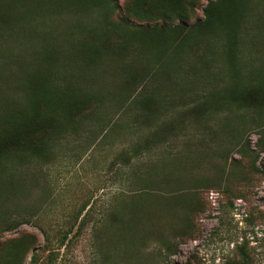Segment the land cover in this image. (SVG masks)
Masks as SVG:
<instances>
[{"label":"rangeland","instance_id":"rangeland-1","mask_svg":"<svg viewBox=\"0 0 264 264\" xmlns=\"http://www.w3.org/2000/svg\"><path fill=\"white\" fill-rule=\"evenodd\" d=\"M117 2L119 9L112 14L115 21L127 18L131 12L128 0ZM207 3L208 0H201L188 25L205 17L203 7ZM131 16L132 26L162 22ZM91 17L96 18V14ZM64 25L58 26L62 30ZM242 30L246 34L245 25ZM255 41L258 47H252L247 36L240 42L244 60L264 53L262 36H256ZM205 42L197 44L193 60L187 63L185 42L171 46L182 57L177 59L169 53L165 67L149 51L147 41L132 42L130 52L118 45L116 39L105 42L104 46L120 53L111 56L104 69L94 72L95 87L105 95L97 111L109 122L104 123L97 116L82 123L77 131L60 140L49 160L24 165V187L9 202L10 218L23 223L2 233L0 242L28 233L35 235L38 243L28 253L25 264H126L132 260V264L146 263L135 254L124 263L119 258L125 248L117 249L115 240L121 236H115L114 230L121 222L116 221V213L124 207L126 222L135 212L145 215L149 225L142 229L148 238L145 253L158 255L157 232L169 236L174 245V250L158 256L159 262L153 260L152 264H241L243 254L247 255V264H264V151L256 146V124L262 114L247 109L232 112L233 115L216 113L207 127L193 122L195 118L187 109L217 86L213 67L208 66L213 62L212 52ZM0 43L8 55L2 58L5 51L1 55L0 50V83L3 79L12 83L15 75L11 68L15 66L11 61L14 56L29 55L32 39L7 36ZM219 53L218 58L223 59L221 50ZM200 55L206 58H198ZM129 70L133 71L132 76H144L143 81L135 86L126 84L123 78ZM130 86L136 87V97L123 101ZM189 97L194 101L190 99L185 105ZM141 100H148V105L144 106ZM120 101L123 104L118 108ZM192 123L199 130L192 128ZM240 128L245 129L243 138L249 140L251 148L259 151L256 167L250 165V159L231 151L226 155L228 166L223 181L215 186L207 184V178L220 174L214 164L220 166L222 161L212 151L227 148ZM157 133L160 136L155 137ZM148 139L150 148L132 154L135 146ZM202 146L210 147L206 154L189 153ZM123 152L131 156L130 161L119 158ZM234 159L241 161L239 168H229ZM190 181L198 183L193 186L194 212L189 222L192 227L190 232L186 233L184 228L183 234L172 236L183 216L181 209H174V196L182 195ZM66 235L65 244L61 245ZM33 251L38 252L35 261H31ZM164 254L170 256L162 259Z\"/></svg>","mask_w":264,"mask_h":264},{"label":"trees","instance_id":"trees-1","mask_svg":"<svg viewBox=\"0 0 264 264\" xmlns=\"http://www.w3.org/2000/svg\"><path fill=\"white\" fill-rule=\"evenodd\" d=\"M200 2L128 0V11L131 7L128 17L115 21L112 14L119 9L117 0H0V41L7 36L32 39L29 55L14 56L11 63L15 67L9 65L14 71V81L9 83L3 79L0 83V238L2 233L23 223L20 219L10 218L9 202L13 197H18L24 187V165L35 160H49L61 139L77 131L82 123L97 116L101 118L102 112L97 109H100L105 95L98 92L100 88L95 87L94 72L104 69L111 56L120 54L103 45L111 39H116L118 45L129 52L132 42H149L147 48L162 67L167 66L169 53L177 59L182 57L177 55V48L173 51L171 46L183 45L185 42L187 63L193 60L197 44L206 41L205 44L210 46L212 52L210 59L213 60L208 66L210 69L213 67L211 72L214 73L213 79L217 86L186 112L195 118L194 123L207 127V122L216 113L227 112L233 115L235 111H256L262 114L261 121L256 124L259 127L256 146L259 151H264V53L244 60L239 48L243 37L247 36L252 47H258L256 36L264 39V0H208L203 7L205 17L188 25ZM92 13L96 14V18L91 17ZM131 15L142 21L160 19L162 22L132 26L129 21ZM57 24L65 25L61 30ZM243 25L246 32L244 35ZM209 29L212 31L207 33ZM205 35L207 37L202 39ZM0 50L1 55L5 51L2 58H7V49L1 43ZM220 50L223 59L218 58ZM198 58H206V55ZM132 72H126L123 81L135 86L143 81L144 76L139 75L138 78L132 76ZM134 86H130L127 98H123V101L136 97ZM190 99L192 97L185 100V105ZM148 102L141 100L144 106ZM122 104L120 101L118 108ZM194 123L192 128L199 130ZM102 129L107 131L106 127ZM244 130H236L238 136L230 141L227 148L217 147L215 153L212 151L213 156L222 161L219 162L220 166L214 164L220 174L207 178V184L215 186L223 181L228 166L226 155L231 151L243 159H250V165L256 167L259 151L252 149L249 140L243 138ZM158 136V133L155 134V137ZM140 145L133 148L132 154L152 146L150 139ZM207 148L210 149L202 146L189 153L206 154ZM119 158L128 162L131 156L123 152ZM240 163V160L234 159L229 163V168H239ZM196 182H188L185 184V192L174 196V209H181L183 216L180 227L171 233L172 236L183 234L184 228L186 233L191 230L189 222L194 212L192 199L196 190L193 186L198 184ZM123 208L116 213V221L121 222L117 231L114 230L115 236H121L115 240L117 249L125 248L119 254L123 263L129 260L131 254H135L140 260L152 264L153 260L159 262L158 256L175 249L169 236L157 232L160 242L158 255L155 257L152 253H145L143 248L148 238L142 229L149 227L145 215L135 212L126 222ZM66 238L67 235L61 245L65 244ZM37 243L36 236L30 233L0 242V264H25L28 253ZM37 255L38 252L33 251L31 261H35ZM243 255L241 264H247V255ZM167 256L170 255L164 254L162 259ZM168 258L165 260L168 261ZM132 261L126 264H132Z\"/></svg>","mask_w":264,"mask_h":264}]
</instances>
